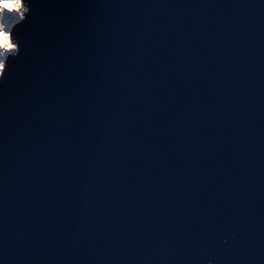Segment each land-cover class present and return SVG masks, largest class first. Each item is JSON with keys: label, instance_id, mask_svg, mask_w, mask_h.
Masks as SVG:
<instances>
[{"label": "water", "instance_id": "obj_1", "mask_svg": "<svg viewBox=\"0 0 264 264\" xmlns=\"http://www.w3.org/2000/svg\"><path fill=\"white\" fill-rule=\"evenodd\" d=\"M25 5L0 264H264V0Z\"/></svg>", "mask_w": 264, "mask_h": 264}, {"label": "clouds", "instance_id": "obj_2", "mask_svg": "<svg viewBox=\"0 0 264 264\" xmlns=\"http://www.w3.org/2000/svg\"><path fill=\"white\" fill-rule=\"evenodd\" d=\"M26 12L25 0H0V70L6 68V54H17L18 44L14 42L12 30L25 20Z\"/></svg>", "mask_w": 264, "mask_h": 264}]
</instances>
